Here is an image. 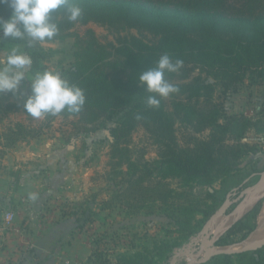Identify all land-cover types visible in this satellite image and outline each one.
Here are the masks:
<instances>
[{
  "label": "trees",
  "instance_id": "1",
  "mask_svg": "<svg viewBox=\"0 0 264 264\" xmlns=\"http://www.w3.org/2000/svg\"><path fill=\"white\" fill-rule=\"evenodd\" d=\"M69 3L80 7L82 15L73 22L67 19L65 7L54 11L52 17L59 26V34L45 42L64 40L78 24L96 23L119 35L116 43L104 45L88 29L86 37L78 39L75 62L63 77L84 90L86 103L79 113L47 115L42 125L57 116H75L88 134L122 113L120 121L109 128V136L116 159L114 168L122 170L125 187L117 190L109 201L102 202L101 210L125 205L133 214L159 212L168 224L163 229L164 237L159 239L160 245H142L133 253L117 255L120 235L96 229L86 264H160L201 227L199 221L195 222L198 216L206 219L218 207L212 185L238 173L246 157L263 151L243 139L250 131L264 134V107L255 121L244 115H229L224 105L214 100V93L220 85L227 98L246 79L264 84V0H69ZM11 14L8 4H0V17L6 20ZM123 32L128 33L122 35ZM10 40L9 37L5 41ZM15 42L22 44L32 57L31 71L46 69L48 52L41 43L27 48L26 40ZM165 54L173 63L183 61L178 72L166 73V79L179 91L162 98L160 106L154 108L147 104L152 94L140 84L139 77L143 71L156 67ZM26 100L7 103V111L23 110L31 118L24 108ZM178 123L194 132L184 143L177 134ZM139 127L145 129L157 146L158 159L154 162L145 160L144 154L132 159L130 148L125 146ZM207 130L210 131L207 137L197 135ZM41 132V128L16 122L4 131L0 129V145L3 149L13 147L20 141L40 138ZM125 166L126 171L122 169ZM172 179H180L182 184L172 187L169 182ZM193 183L207 188L197 191ZM261 208L262 200L234 222L218 244L231 243L230 237L235 234L247 238L257 227ZM95 214L93 209L84 213L76 221L77 228L82 232L86 224L93 226ZM170 236H174V241L169 240ZM262 250L258 255L255 251L218 255L203 264H264Z\"/></svg>",
  "mask_w": 264,
  "mask_h": 264
},
{
  "label": "rangeland",
  "instance_id": "2",
  "mask_svg": "<svg viewBox=\"0 0 264 264\" xmlns=\"http://www.w3.org/2000/svg\"><path fill=\"white\" fill-rule=\"evenodd\" d=\"M88 29H91L98 42L104 45L116 43L119 35L96 23L78 24L64 40L42 43L48 56L44 61L46 69L38 71L57 70L64 76L66 70L75 62V53L79 47L78 39L85 38ZM131 32L137 33L135 30ZM15 41L12 39L0 41V56L6 55L12 47L24 49L22 44ZM38 71L30 69L27 75L29 78L33 77ZM30 95L31 82L25 79L21 82L20 91L17 94L14 95L12 92L0 94V106L6 108L7 101H10L8 103L21 102ZM214 100L222 103L229 115H244L255 121L261 117L264 107V84L246 79L239 85L238 90L227 98L223 88L218 85ZM12 117L4 115L0 117L1 131L8 129L16 122L41 128V138L59 142V146L54 149L63 152L64 161L60 157L58 162L47 158L41 161L9 160V164L3 168L2 152L7 153L12 147L0 149V171L4 170L5 174L10 176V180L7 178L6 183L0 178V264H86L93 249L92 243L96 229L108 231V234L120 235L121 248H117L115 255L122 252L133 253L137 250L136 247L142 245L149 247H154L155 244L160 245L159 239L164 237L163 229H166L168 224L159 212L148 214L142 211L133 214L132 209L125 205L113 210H101L102 202L109 201L117 190L125 187L122 170L114 168L116 159L112 155L113 141L109 136V128L120 121L122 113L116 115L112 121L106 122L97 131L88 134L84 132V126L75 116H57L52 122L43 125L44 117L36 119L27 116L25 118L19 114ZM17 118L21 120H13ZM209 132L207 130L197 135L205 138ZM193 133L192 128L181 123L177 124V134L181 143H184L185 139ZM243 142L258 145L263 151L257 156L246 157L238 173L212 185L218 199V206L229 194L235 193L239 187L252 183L253 177L259 176V173L264 171V134L250 131L245 135ZM125 146L130 148L134 160L141 154H144V159L149 162L158 159L157 146L142 127L134 131ZM122 169L126 171L127 167ZM63 170L66 173L65 178L61 177ZM50 177L61 179L54 181L49 179ZM75 177L78 179L77 185L73 183ZM169 182L172 187H179L182 184L180 179H172ZM192 185L197 191H205L207 188L197 183ZM30 193L37 194L38 198L35 201L29 199ZM259 196L254 205L252 200L251 209L260 200L263 207L264 194ZM236 207H232V210ZM90 209L96 213L93 216L95 224L93 226L86 224L81 232L77 228L76 221ZM207 219L201 215L198 216L195 222L199 221L198 224L201 227L192 237L185 240L181 247L174 249L167 261H161L160 264H172L174 257L181 254L183 256L175 264H187L192 261L191 257L197 255L199 248L198 234ZM226 233L227 231L221 239L226 236ZM249 237L251 238L250 235L247 238ZM253 237L260 240H255L256 247L250 252L255 251L258 255L259 250L264 249V244L261 245L264 241V230L258 229ZM156 238L157 241H155ZM169 238L171 242L174 241V236ZM241 238L242 234H235L230 237L231 243L227 245L240 243ZM202 259L200 255L196 261Z\"/></svg>",
  "mask_w": 264,
  "mask_h": 264
},
{
  "label": "clouds",
  "instance_id": "3",
  "mask_svg": "<svg viewBox=\"0 0 264 264\" xmlns=\"http://www.w3.org/2000/svg\"><path fill=\"white\" fill-rule=\"evenodd\" d=\"M0 4H8L12 9L9 19L0 17V41L9 37L12 40H26L27 48L58 36L59 26L52 17L54 11L65 7L67 19L73 22L82 15V9L70 4L69 0H0ZM32 64V57L23 48L12 47L6 55L0 56V94H17L21 82L28 79L31 82V95L24 102V108L31 117L40 119L47 115L56 116L63 112L75 114L82 110L86 96L80 86L71 83L57 70L38 71L29 78L27 74ZM182 66V60L173 63L165 54L160 57L156 67L141 73L140 84L152 94L147 98L150 107L158 108L162 98L166 99L179 91L166 79V73L178 72ZM137 119L140 117L137 116ZM37 198V194H29V199L35 201Z\"/></svg>",
  "mask_w": 264,
  "mask_h": 264
},
{
  "label": "crops",
  "instance_id": "4",
  "mask_svg": "<svg viewBox=\"0 0 264 264\" xmlns=\"http://www.w3.org/2000/svg\"><path fill=\"white\" fill-rule=\"evenodd\" d=\"M8 102H10V101H7L6 103H8ZM13 113H15V114H13ZM17 114H19L21 117L22 116L25 117V118L27 117V115L24 113L23 110H21L19 112L18 111L9 112V111L6 110L5 107L0 106V117H2L4 115V116H10L11 118H13L12 116L13 115H17ZM13 120L17 121V120H21V119L17 118V119H13ZM57 146H59V142L57 140H50V139L46 140V139L41 138V137L37 138V139H30V140H27V141L26 140L20 141L15 146H13L11 148V150H9V151H7V153L3 154L2 158H1V160L3 162L2 163L3 168L7 164H9V160L10 161L13 160V161H17V162L20 161V160H25V161H28V160H39V161H41L42 159L47 158V159L57 160V162H58L59 157H60V159H63L64 157H63V152H59V150H55L54 149ZM1 148H2V146L0 145V149ZM46 152H48V153H46ZM58 152H59V156L57 155ZM62 161H64V159ZM0 173H1L0 174V178L3 180L2 182L6 183L7 180H8L7 178H9L10 176L6 175L5 174L6 172L4 170H1ZM65 176H66V173H65V170H63V172L61 173V177L65 178ZM75 178L76 179H74L73 183L75 185H77L78 179H77V177H75ZM49 179H52V180L55 181L56 179H61V178H59V177H55V178L50 177ZM9 180H10V178H9ZM61 182H62V180H61ZM51 191L52 190H50V192ZM240 204L241 203L235 204L232 207H234V206L238 207ZM232 207L229 209L227 215L225 216L226 224L229 222V216L231 215L230 213L237 208L236 207L235 209L232 210ZM262 208H261V211H262ZM249 210H251V209H249ZM248 211H246V212H248ZM261 211H260V213H261ZM260 213H259L258 218H257V227H256L255 231L250 234L251 238L250 237H249V239L248 238L247 239L246 238L245 239L241 238L242 242L237 243V244H233V245L232 244H230V245H219L218 244L219 241H218L216 243V247H213V250H221V251H223L222 253H220L218 255H223V254L236 255V254H240V253H243V252H250L253 249H255V242L257 240H260V239L259 238L253 239L254 238L253 235H254V233L256 231H258L259 227H263L264 226V222H259L258 221ZM243 216H238L233 221L232 225L234 224V222H236L238 219L242 218ZM200 245H201V241L198 243V246H200ZM239 247H241L242 249L239 250ZM225 250H229V251H225ZM205 254H206L205 251L200 253V255H202L203 258L205 257ZM218 255H216V256H218Z\"/></svg>",
  "mask_w": 264,
  "mask_h": 264
},
{
  "label": "water",
  "instance_id": "5",
  "mask_svg": "<svg viewBox=\"0 0 264 264\" xmlns=\"http://www.w3.org/2000/svg\"><path fill=\"white\" fill-rule=\"evenodd\" d=\"M255 194H264V171L259 173V177L256 181L246 184L242 186V188L239 187L235 193L229 194L225 201L219 205L208 217L206 223L203 225L201 231L198 234V239H200L201 245L197 250V255L192 256V261L187 264L203 263L211 260L213 257L223 252L221 250H213V247H216V243L221 239L224 232L230 227L226 226L225 216L233 205L239 204L244 201L247 196ZM263 244L264 241L261 245ZM241 249L242 248L239 247V250ZM204 251L206 252L205 257L200 261H196L200 253ZM182 256L183 254L175 256L172 264H175Z\"/></svg>",
  "mask_w": 264,
  "mask_h": 264
},
{
  "label": "bare ground",
  "instance_id": "6",
  "mask_svg": "<svg viewBox=\"0 0 264 264\" xmlns=\"http://www.w3.org/2000/svg\"><path fill=\"white\" fill-rule=\"evenodd\" d=\"M261 194H255V195H251V196H247L246 199L241 202V204L235 209V211L233 213H230L229 215V222L226 224L227 227L231 226L233 221L238 217V216H243L244 214H246L249 209H251L252 204H255V202L258 199V196ZM260 197V196H259ZM253 200V202H252ZM252 202V204H251ZM259 222H264V205L262 208V211L260 213V217H259ZM259 225V224H258ZM259 231L264 230V226L263 227H259L258 228Z\"/></svg>",
  "mask_w": 264,
  "mask_h": 264
},
{
  "label": "built area",
  "instance_id": "7",
  "mask_svg": "<svg viewBox=\"0 0 264 264\" xmlns=\"http://www.w3.org/2000/svg\"><path fill=\"white\" fill-rule=\"evenodd\" d=\"M8 218V217H7ZM12 219V217H10Z\"/></svg>",
  "mask_w": 264,
  "mask_h": 264
},
{
  "label": "flooded vegetation",
  "instance_id": "8",
  "mask_svg": "<svg viewBox=\"0 0 264 264\" xmlns=\"http://www.w3.org/2000/svg\"><path fill=\"white\" fill-rule=\"evenodd\" d=\"M256 176H257V175H256ZM256 176H254V177H256ZM254 177H253V178H254Z\"/></svg>",
  "mask_w": 264,
  "mask_h": 264
}]
</instances>
